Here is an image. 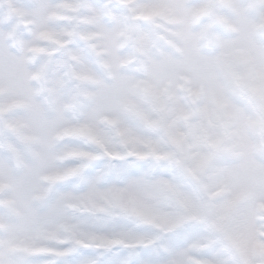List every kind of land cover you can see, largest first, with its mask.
Listing matches in <instances>:
<instances>
[{"label":"snow or ice","instance_id":"6c2138e0","mask_svg":"<svg viewBox=\"0 0 264 264\" xmlns=\"http://www.w3.org/2000/svg\"><path fill=\"white\" fill-rule=\"evenodd\" d=\"M0 264H264V0H0Z\"/></svg>","mask_w":264,"mask_h":264}]
</instances>
